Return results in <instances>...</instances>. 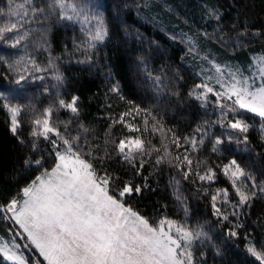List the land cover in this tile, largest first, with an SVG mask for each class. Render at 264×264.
I'll list each match as a JSON object with an SVG mask.
<instances>
[{"label": "snow or ice", "instance_id": "6c2138e0", "mask_svg": "<svg viewBox=\"0 0 264 264\" xmlns=\"http://www.w3.org/2000/svg\"><path fill=\"white\" fill-rule=\"evenodd\" d=\"M206 11L209 18L221 20L222 13L217 9ZM52 17L58 22L80 25L85 39L74 46L85 53V59L78 63H92L93 58L88 53L105 43L109 27L103 11L81 0H42L40 3L7 0L6 6L0 7V18H3L0 41L15 49L35 31L26 25L44 24ZM46 32L47 29L41 33V39ZM204 35L209 38L207 33ZM238 35L264 39V29L252 31L250 25L245 24ZM187 45L189 53L199 54L192 38H188ZM57 59L50 56L48 66L42 67L27 52L13 60L0 57V65L5 68L0 72V79L11 80L16 86L8 91L0 85V109L9 114V131L18 143L22 147L30 146L31 152L38 154L30 155L23 162L22 171L31 170L28 178L15 192L0 197V226L6 229V235H0V264H205L201 246L211 243L210 229L199 222L191 223V209L187 197L180 193V181L175 177L170 181L184 214L183 220H176L167 215L150 217L133 204L132 201L144 196L146 191H155L147 177H143L142 183L136 182L134 177L142 176L145 164L155 157V166L167 164L184 180L195 177L201 182L214 181L216 171L206 160L194 159L192 155L206 140L211 143V151L218 155L229 152L233 145L238 151L256 153L248 137L252 125L241 113L259 118L260 138L264 141V55L252 58L256 71L248 75L236 65L201 57L211 65L208 71L214 70V73L204 76L202 71V82L196 84L188 96L199 101L201 108L207 109L212 104L218 114L215 120H205L195 129L198 135L191 137L177 135L153 106L143 107L127 100L119 81L114 82L109 91L125 100L129 108L112 120L103 146L92 142L94 137L88 135L91 130L79 119L80 96L65 99L61 95L65 77L56 67ZM137 60L136 67L145 70L160 95L162 76L148 71L143 57ZM49 68L54 69L52 79L56 83L45 84L43 92L48 94L53 88L55 92L48 106L37 112L30 102L21 103L16 97L26 94L27 85L45 80L44 75L37 73L47 72ZM171 95L177 97V103L182 102L178 91L171 90ZM210 95L215 97L214 101H210ZM62 110L70 113L71 118L58 119L56 114ZM25 111L35 113L30 119V140L20 135L19 117ZM116 124L134 135L115 138L111 129ZM217 126L224 130L219 135L210 131ZM157 137L159 143L154 142ZM172 146L183 148V153L173 152ZM101 147L103 155L98 151ZM113 160L126 166L133 178L113 170L109 166V161ZM217 167L229 179L236 199L234 202L230 199L227 189H217L211 195L212 214L221 223L233 224L227 232L229 238H239V230L244 227L240 217L258 196H264V180H257L249 166L235 156ZM203 194H208L207 189ZM218 200L229 208L218 206ZM229 216L235 217L236 222L230 221ZM244 239L246 253L254 262L264 264V244L257 246L247 235ZM213 248L217 256L222 255L219 246L213 244Z\"/></svg>", "mask_w": 264, "mask_h": 264}, {"label": "trees", "instance_id": "16d2710c", "mask_svg": "<svg viewBox=\"0 0 264 264\" xmlns=\"http://www.w3.org/2000/svg\"><path fill=\"white\" fill-rule=\"evenodd\" d=\"M36 2L40 3L42 0ZM81 2L95 7L97 11H103L109 27V38L105 43L98 44L96 50L88 53L93 58L92 63H78L85 59V53L77 51L74 46L85 39L80 31V25L58 22L55 17L39 25V32L47 29L44 39H41V33L35 31L33 38L27 41L26 50H30L32 57L45 60L46 65L50 56L59 58L54 62L65 77V84L60 89L61 95L65 99H71L73 95L80 96L79 119L91 130L88 135L94 137L92 141L94 144L103 146L105 133L109 131L112 120L129 108L125 100L109 91L116 81H119L127 100L135 101L143 107L153 106L154 111L163 117L165 124L173 128L180 137L198 135L195 132L198 126L205 120L217 118V110L212 104H209L207 109L201 108L199 101L188 96L194 86L202 82V77L197 72L201 66V56L189 53L187 45L189 37L196 40L197 51L209 59L218 61L237 59L246 67L250 64L251 56L264 55V39L251 35L241 36L248 39V43L243 49L231 54L214 36L217 32L219 34L216 35L217 39L220 35L224 38L238 36V33L244 30L245 24L250 25L252 31L264 29V0H81ZM6 3L7 0H0V7H5ZM208 9H217L222 13L221 20L209 18L206 11ZM0 23H3V18H0ZM205 33L209 38H205ZM34 39H39L40 44L35 43ZM0 42V57L10 60L13 49L4 41ZM137 57H143L147 70L153 75L162 76L163 86L160 95H157L153 81L147 77L145 70L136 67ZM202 61L208 64L206 60ZM4 71V66L0 65V72ZM36 83L34 88L39 87L38 89L43 91V86L53 85V80L48 77ZM0 85L9 90L13 83L11 80L0 79ZM173 89L180 93L181 103H177V97L171 95ZM54 92L53 88L50 93L43 94L38 104L42 106L48 104ZM214 100V97L210 98V101ZM241 114L252 125L248 137L256 153L238 151L233 145L229 152L218 155L211 151V143L208 140L198 152L192 153L194 159L206 160L216 171L214 181L201 182L195 177L184 180L175 168L167 164L155 166V157L145 164L142 176L134 177L138 183H142L143 177H147L151 189L155 190L146 191L144 196L132 201L140 211L153 218L167 215L176 220L184 219L182 208L175 199L170 184L173 177L180 181V193L187 197L186 202L191 209L189 217L191 223L195 225L199 222L204 224L206 229H210L211 243L206 242L201 246L205 253V264H258L246 253L244 237L247 235L257 246L264 244V196H258L252 202L251 208L240 217L244 227L239 230V238H229L227 232L233 224L228 221L221 223L212 214L211 195L217 189H227L230 199L233 202L236 199L229 179L217 165H222L235 156L249 166L257 180H264V141L260 138L259 118L248 113ZM56 116L63 120L71 118V114L63 110ZM9 123V114L0 109V197L15 192L28 178L31 170L22 171L23 162L30 155L34 157L38 155L31 152L30 146L22 147L18 143L9 131ZM71 127L75 134L76 125L73 124ZM210 131L219 135L224 130L217 126ZM111 132L115 138L134 135L120 124H116ZM28 133L29 130L23 124L20 135L30 140ZM154 142L159 143V138L157 137ZM186 147L191 151L190 146ZM171 150L181 153L184 151L183 148L176 149L175 146H172ZM98 151L103 155V147ZM109 166L122 176L133 178V173L126 170V166L117 160L109 161ZM198 188L200 191H197ZM204 189H207V195L203 194ZM217 203L224 209L229 208L219 200ZM229 220L236 222V218L232 216H229ZM0 235H6L3 226H0ZM213 244L219 246L222 255L215 254Z\"/></svg>", "mask_w": 264, "mask_h": 264}, {"label": "rangeland", "instance_id": "374dc122", "mask_svg": "<svg viewBox=\"0 0 264 264\" xmlns=\"http://www.w3.org/2000/svg\"><path fill=\"white\" fill-rule=\"evenodd\" d=\"M40 24L36 23L35 25L34 24H31V25H26L27 28H31V29H34L35 31H38V29L40 28L39 26ZM34 31V32H35ZM33 32V33H34ZM39 32V31H38ZM33 33L30 35L29 37V40L32 37ZM41 33V32H39ZM216 35H219L218 32L215 33ZM215 36L216 40L222 44L225 48L228 49V51L231 53V54H234L237 52V50L239 49H243L245 47V45L248 43V39H245V38H241V36H230V37H227V38H224V36L220 35L219 39H217V36ZM221 37L223 39H221ZM189 38H192L195 42L196 40L193 38V37H189ZM28 40V41H29ZM39 39H34V42L37 43V44H40L39 43ZM24 43L21 42V45H19L17 48L13 49L11 55H10V60H13V59H18L19 57L21 56H24L25 53L27 52L28 55L31 57V58H34L36 60V62L42 66V64L44 63V65L42 67H47L48 65H46L45 63V60H39L38 58L36 57H32L31 56V52L30 50H26L27 48H25V44H27V41H23ZM242 43L244 46L243 47H238L237 45ZM1 44V42H0ZM199 53V52H198ZM199 56H205V55H202L201 53L198 54ZM256 56H260V55H255V56H251V61H250V64L246 67H244V65H242L241 62H239L237 59H232V60H227V61H218V60H215L217 63H220V64H229V65H236L238 67H240L246 75L250 74L251 72L253 71H256L255 67L252 66V58L253 57H256ZM203 59L200 60V64L201 66L199 67V70H197V72L200 74L202 71H203V75L204 76H207V75H210V74H213L214 73V70H212V72H209L208 70L211 68V65L206 62H203L202 61ZM56 67L58 68V66L56 65ZM54 69H51L49 68L48 71L46 73H37V75H44L46 76V78L50 77V79H52V75H48V73H53ZM202 77V75H200ZM45 78V80H46ZM53 80V83L52 84H55V80ZM37 81H40V80H37ZM202 81V79H201ZM12 83V82H11ZM38 83V82H37ZM36 81L35 83H31L29 85L26 86L27 88V92L25 95L23 96H18L16 97V99L21 102V103H24V104H28L29 102L35 107V109L37 110V112L39 111H42L45 107L48 106V104L50 103V101L48 102V104H45V105H40L38 104V102H40V100L42 99L43 97V94H45L43 91H41L40 89L38 88H34V86H36ZM15 85L13 84L12 88H10L8 91H11V90H14L15 89ZM218 87V86H217ZM40 90V91H39ZM55 91V89H54ZM212 96L210 95L209 96V99L211 98ZM215 98V97H214ZM43 103V102H42ZM35 113H33L32 111H25L24 113H22L21 117H19V119L21 120L22 122V125L24 124L27 129L30 131V119L32 118V116L34 115ZM57 115V114H56ZM61 119V118H60ZM63 120V119H61ZM43 141H41L42 143Z\"/></svg>", "mask_w": 264, "mask_h": 264}]
</instances>
